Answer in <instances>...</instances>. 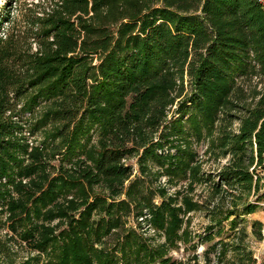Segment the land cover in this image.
I'll return each instance as SVG.
<instances>
[{
    "label": "trees",
    "instance_id": "obj_1",
    "mask_svg": "<svg viewBox=\"0 0 264 264\" xmlns=\"http://www.w3.org/2000/svg\"><path fill=\"white\" fill-rule=\"evenodd\" d=\"M50 2L0 36V199L4 190L7 193L3 182L12 180L15 167L26 172L35 165H22L29 147L25 130L43 132V146L34 148L36 159L43 156L40 150H51L53 156L70 162L88 154L92 163L83 174L91 186L102 180L119 181L131 171L122 162L134 151L126 143L145 134L149 125L157 127L167 106L184 94L181 106L194 122L203 119L211 126L223 107V120L238 123L237 131L225 135L237 153L235 164L220 171L219 177L222 184L257 195L255 201L242 204L244 214L261 208L264 175H257L255 168L264 163L262 4L257 0ZM95 130L104 140L91 152L88 145ZM155 149L149 153L155 155ZM50 183L34 199L27 192L37 216L75 180L57 176ZM105 203L101 197L85 201L88 206L81 217H71L56 264L94 263L92 242L101 235L104 220L90 218ZM16 206L24 210L27 203L13 201L11 209ZM239 209L235 206L230 213ZM252 223L254 236L264 240V222ZM239 230L235 264H256L244 245L247 232ZM55 241L57 245L56 237H46L39 246ZM97 259L98 264L119 263L108 253Z\"/></svg>",
    "mask_w": 264,
    "mask_h": 264
},
{
    "label": "rangeland",
    "instance_id": "obj_2",
    "mask_svg": "<svg viewBox=\"0 0 264 264\" xmlns=\"http://www.w3.org/2000/svg\"><path fill=\"white\" fill-rule=\"evenodd\" d=\"M47 3L50 0H0V36L20 27L29 14ZM185 85L187 92L188 76ZM183 96L167 106L157 127L149 125L145 134L126 143L134 151L122 162L131 171L119 181L102 180L91 186L83 174L92 163L88 154L70 162L59 154L53 156L51 150H40L43 156L36 159L34 148L43 146V132L25 130L29 147L22 155V165H35L26 172L15 167L12 180L3 182L7 193L4 190L0 199V264H56L71 217H81L89 204L84 202L97 197L106 203L101 211L94 209L90 218L104 220L101 235L93 238V264H98V255L107 253L118 264H235L241 228L247 232L244 245L254 254L256 264H264V240L252 233L253 220L264 222V201L257 211L244 214L242 204L255 201L257 195L222 184L219 177L220 171L235 164L237 153L227 145L225 135L237 131L238 123L229 125L223 120V107L211 126L203 119L194 122L190 111L184 113L186 107L181 106ZM92 135L91 152L104 140L100 131ZM150 148H156L155 155L149 153ZM157 154L162 157L158 159ZM255 172L263 176L264 163ZM57 176L74 179L75 184L42 207L40 216L35 215L32 199ZM28 191L33 193L30 200ZM13 201H24L26 209H11ZM235 206L240 209L230 213ZM27 230L31 234L25 236ZM50 236L56 237L57 245L56 241L45 242L40 247V241Z\"/></svg>",
    "mask_w": 264,
    "mask_h": 264
},
{
    "label": "built area",
    "instance_id": "obj_3",
    "mask_svg": "<svg viewBox=\"0 0 264 264\" xmlns=\"http://www.w3.org/2000/svg\"><path fill=\"white\" fill-rule=\"evenodd\" d=\"M260 4H262L263 5V7H264V0H257Z\"/></svg>",
    "mask_w": 264,
    "mask_h": 264
}]
</instances>
